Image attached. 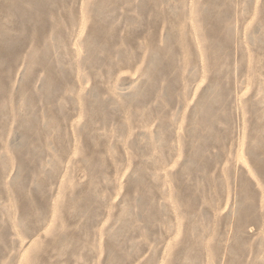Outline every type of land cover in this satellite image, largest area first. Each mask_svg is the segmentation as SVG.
Here are the masks:
<instances>
[{"label": "rangeland", "instance_id": "374dc122", "mask_svg": "<svg viewBox=\"0 0 264 264\" xmlns=\"http://www.w3.org/2000/svg\"><path fill=\"white\" fill-rule=\"evenodd\" d=\"M0 264H264V0H0Z\"/></svg>", "mask_w": 264, "mask_h": 264}, {"label": "bare ground", "instance_id": "6f19581e", "mask_svg": "<svg viewBox=\"0 0 264 264\" xmlns=\"http://www.w3.org/2000/svg\"><path fill=\"white\" fill-rule=\"evenodd\" d=\"M21 2V1H20ZM7 4V3H6ZM6 6V5H5ZM9 6V5H8ZM6 6V7H8ZM14 6V9L17 10V12H20L21 11V8H19L17 5H13ZM12 9V7L10 8V10ZM18 14V13H17ZM12 46V45H11Z\"/></svg>", "mask_w": 264, "mask_h": 264}]
</instances>
